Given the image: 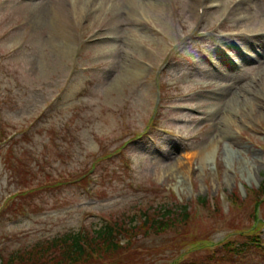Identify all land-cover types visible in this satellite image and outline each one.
Returning <instances> with one entry per match:
<instances>
[{
    "label": "rangeland",
    "instance_id": "374dc122",
    "mask_svg": "<svg viewBox=\"0 0 264 264\" xmlns=\"http://www.w3.org/2000/svg\"><path fill=\"white\" fill-rule=\"evenodd\" d=\"M41 1L0 0L4 255L188 202L191 239L150 237L117 264H168L190 240L180 262L264 264V0H162L167 24L141 0L135 22L127 0H84L79 17L57 0L60 30Z\"/></svg>",
    "mask_w": 264,
    "mask_h": 264
},
{
    "label": "trees",
    "instance_id": "16d2710c",
    "mask_svg": "<svg viewBox=\"0 0 264 264\" xmlns=\"http://www.w3.org/2000/svg\"><path fill=\"white\" fill-rule=\"evenodd\" d=\"M197 200L202 206L209 203L204 196H199ZM137 211L129 216L122 214L119 218L103 220L101 224L88 225L78 231H67L6 255L0 248V264H117L123 257H137L140 247L149 252V247L139 246V243L150 237L177 232V236L191 239L184 232L192 218V207L188 202L158 203ZM191 241L187 242L184 252L168 264H187L184 260L180 262V258L198 246H190ZM159 248L164 246L153 248L150 261L155 260L154 253L161 252Z\"/></svg>",
    "mask_w": 264,
    "mask_h": 264
},
{
    "label": "bare ground",
    "instance_id": "6f19581e",
    "mask_svg": "<svg viewBox=\"0 0 264 264\" xmlns=\"http://www.w3.org/2000/svg\"><path fill=\"white\" fill-rule=\"evenodd\" d=\"M83 1L84 0H71L73 7H75L76 10L79 11L78 17L83 12V6H82ZM127 1H128L127 5L129 8V10L127 12L128 13L127 19L129 21H133V22L140 21L141 20L140 15L136 12V10H134V11L132 10V6H135L138 1L137 0H127ZM57 2H58L57 0H51V1L42 0L41 2H38L37 3L38 7L36 8V11H38V12H36V13H38V14L43 13L44 17H46V18L47 17L53 18L55 28L57 30L58 29L60 30V29H63L61 18H62V15H63V17L65 16L64 13L66 10H65L63 4H57ZM88 3H89V0H86V5H88ZM139 3H141V6L139 5L140 10H142L144 13L153 11L155 13V15L161 17V19L164 21V23L167 24V22H168L167 10H166L164 4H162L163 3L162 0H151L150 2H148L146 4L147 7H145V1L144 0H141V2L139 1ZM199 3H200V0H199ZM181 4L184 5L183 2H181ZM191 8L194 9L193 6H191ZM58 9L62 10L61 13L58 11ZM84 9H85V7H84ZM146 10H147V12H146ZM204 15H205V13H204ZM65 20H66V17H65ZM136 23H138V22H136ZM138 25H139V23H138ZM127 65H129V64H127ZM134 69L136 71L135 76L136 77L141 76L142 68L134 67ZM240 89H242V88L240 87ZM235 95H236V93H235ZM237 96H238V94L235 97H237ZM239 99H240V96L237 98V100H239ZM208 152H209V150H208ZM182 169H183L182 167H180V166L178 167L179 171L180 170L182 171Z\"/></svg>",
    "mask_w": 264,
    "mask_h": 264
}]
</instances>
